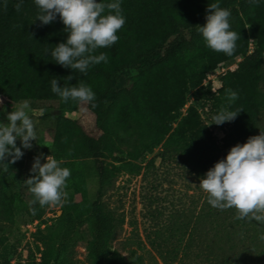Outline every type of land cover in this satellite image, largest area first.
Here are the masks:
<instances>
[{
    "label": "trees",
    "instance_id": "obj_1",
    "mask_svg": "<svg viewBox=\"0 0 264 264\" xmlns=\"http://www.w3.org/2000/svg\"><path fill=\"white\" fill-rule=\"evenodd\" d=\"M18 2L0 0V96L16 104L54 100L56 108L74 111L79 102L70 99L65 103L53 93L52 79L69 88L83 82L95 93V100L84 104L93 116V132L85 130L78 120L61 114L53 116L52 156L72 160L85 177L95 178L96 188L92 198L61 207L52 236L58 248L48 251L49 241L44 242L48 257L58 264L64 244L86 221L90 232L87 252L93 264H132L108 246L113 224L100 197L111 171L101 159L121 148L130 158H143L159 145L161 152L173 151L201 179L214 166L220 151L245 143L253 134L255 117L264 103V0H259L258 6L249 0H120L125 24L117 33L119 40L96 50L97 55L106 53L108 62L90 66L86 74L61 66L51 56L55 45L66 42L68 36L59 14L45 25L36 19L39 9L34 0H23L19 12L14 7ZM215 2L230 10L231 30L240 34L231 56L208 48L197 31V25L206 23L208 4ZM248 38L254 48L245 55ZM236 56L241 60L221 78L220 96L213 98L208 87L201 84L202 78L218 63L230 62ZM128 66L134 68L135 75L128 77L123 87H114L113 80ZM188 89L193 105L209 111L212 124V117L221 107L241 110L234 120L223 123L228 127L223 149L209 138L192 106L171 126ZM227 89L238 94L237 101L229 103ZM3 173L0 165V175ZM70 177L77 178L76 171ZM224 211H230V225L241 232L240 240L245 241L250 230L247 220L236 219L235 209ZM243 247L239 251L242 258L246 251ZM224 256L222 252L214 264H227V259L222 260ZM256 256L255 263L264 264L263 251ZM170 257L179 262L181 255L174 252ZM230 264H241L240 258Z\"/></svg>",
    "mask_w": 264,
    "mask_h": 264
},
{
    "label": "rangeland",
    "instance_id": "obj_2",
    "mask_svg": "<svg viewBox=\"0 0 264 264\" xmlns=\"http://www.w3.org/2000/svg\"><path fill=\"white\" fill-rule=\"evenodd\" d=\"M253 48L252 39L248 38L245 55ZM240 60L241 56H236L230 62H220L204 75L201 84L208 87L213 98L220 96L221 78L233 71ZM133 75L134 68L128 66L113 80L114 87H123ZM262 87L264 92V83ZM184 95L185 103L174 115L171 126L192 106L209 138L223 149L226 124L210 123L209 111L193 105L189 89ZM19 106L0 96V122L7 123V114ZM26 111L34 122L37 140L32 141L31 148H24L17 138L16 146L21 148L23 156L15 163L7 157L8 171L0 175V264H53L44 242L49 241L48 251L58 248L52 236L57 230L61 207L67 202L92 198L96 188L95 178L85 177L72 160L52 156L53 116L61 114L78 120L88 132L94 131L93 116L84 104L79 103L76 110L68 111L56 108L54 100L33 102ZM120 114L125 112L121 109ZM260 131L264 132V103L255 117L252 136ZM162 152L158 145L143 158H130L121 148L101 159L111 171L100 197L103 210L112 218L109 249L132 264L137 261L139 264H214L221 259L218 256L222 252L225 253L222 260L227 259V264L237 257L241 264H257L256 254L264 253V239H261L264 223L246 219L249 235L245 241L240 240L241 232L230 225V211L213 208L199 187L200 178L173 151ZM228 152L220 151L215 161L226 158ZM48 155L62 162L60 166L70 169L71 175L76 171L77 178H68L67 195L61 206L41 208L37 202L33 215L29 201L34 197L25 180L34 175L31 171L34 160L39 157L44 163ZM89 242V227L84 221L64 244L58 264H93L87 252ZM243 246L244 258L239 254ZM174 252L181 255L179 262L170 257Z\"/></svg>",
    "mask_w": 264,
    "mask_h": 264
},
{
    "label": "clouds",
    "instance_id": "obj_3",
    "mask_svg": "<svg viewBox=\"0 0 264 264\" xmlns=\"http://www.w3.org/2000/svg\"><path fill=\"white\" fill-rule=\"evenodd\" d=\"M39 11L36 19L42 24L53 22L57 14L68 33L66 42L55 45L51 51L53 60L65 68L87 73L90 66L101 62L107 63L108 56L97 49L114 45L118 40V31L125 24L120 0L104 3L97 0H34ZM253 6L259 0H249ZM23 0L14 5L19 12ZM7 5H5L6 7ZM231 12L220 6L218 2L208 4L206 23L197 25L205 45L211 50L231 56L236 49V41L240 34L231 30ZM35 19V20H36ZM22 27V26H21ZM72 76H68L71 80ZM51 90L67 103L70 99L81 104H89L95 100V93L90 86L81 82L79 86L61 87L57 79L51 80ZM214 91V90H213ZM229 103L238 98L232 89L226 90ZM93 107L96 105L93 103ZM30 102L23 101L18 108L7 114V123L0 122V165L8 171L4 163L11 157V163L23 156L20 147L16 146L20 138L24 148H31L36 139L34 122L28 110ZM239 111L221 107L212 117L213 123L221 125L236 118ZM62 162L51 156L41 163L40 158L34 160L31 171L34 175L25 180L33 199L29 201V211L35 215L38 202L41 208L61 206L66 198L67 180L70 169L61 167ZM199 187L207 194V202L221 211L236 210V219L255 220L264 223V132L250 136L243 144L232 146L226 158L219 160L200 179ZM264 239V236H261Z\"/></svg>",
    "mask_w": 264,
    "mask_h": 264
}]
</instances>
